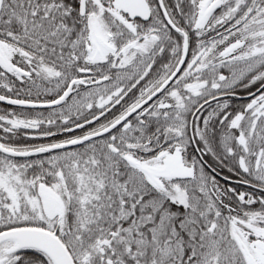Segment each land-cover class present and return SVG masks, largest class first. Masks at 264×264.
Instances as JSON below:
<instances>
[{
	"label": "snow or ice",
	"instance_id": "snow-or-ice-1",
	"mask_svg": "<svg viewBox=\"0 0 264 264\" xmlns=\"http://www.w3.org/2000/svg\"><path fill=\"white\" fill-rule=\"evenodd\" d=\"M0 264H264V0H0Z\"/></svg>",
	"mask_w": 264,
	"mask_h": 264
},
{
	"label": "trees",
	"instance_id": "trees-1",
	"mask_svg": "<svg viewBox=\"0 0 264 264\" xmlns=\"http://www.w3.org/2000/svg\"><path fill=\"white\" fill-rule=\"evenodd\" d=\"M0 103H2V102H0Z\"/></svg>",
	"mask_w": 264,
	"mask_h": 264
}]
</instances>
